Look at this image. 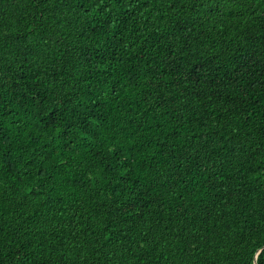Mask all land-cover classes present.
<instances>
[{
    "label": "trees",
    "instance_id": "obj_1",
    "mask_svg": "<svg viewBox=\"0 0 264 264\" xmlns=\"http://www.w3.org/2000/svg\"><path fill=\"white\" fill-rule=\"evenodd\" d=\"M0 264H264V0H0Z\"/></svg>",
    "mask_w": 264,
    "mask_h": 264
}]
</instances>
